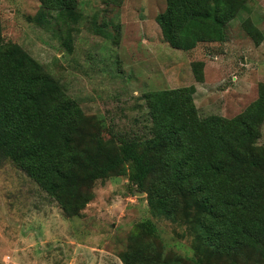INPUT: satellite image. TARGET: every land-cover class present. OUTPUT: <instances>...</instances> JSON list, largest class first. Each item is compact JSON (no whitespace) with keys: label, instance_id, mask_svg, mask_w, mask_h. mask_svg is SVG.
I'll return each mask as SVG.
<instances>
[{"label":"trees","instance_id":"trees-1","mask_svg":"<svg viewBox=\"0 0 264 264\" xmlns=\"http://www.w3.org/2000/svg\"><path fill=\"white\" fill-rule=\"evenodd\" d=\"M75 7V0H40L39 11L54 13V22L66 27L67 50L72 36L65 19L78 18ZM246 8L244 0H165L155 21L170 47L187 51L200 27L224 30ZM245 29L261 40L257 29ZM202 66L191 65L197 81ZM194 92L192 84L146 92L144 124L160 118V128L116 132L95 143L75 98L20 45L4 41L0 27V165L12 161L67 216L91 200L96 180L124 173L128 165L149 210L185 226L193 257L164 251L146 219L133 226L122 264H264V142L256 140L264 83L232 117L201 116Z\"/></svg>","mask_w":264,"mask_h":264},{"label":"rangeland","instance_id":"rangeland-1","mask_svg":"<svg viewBox=\"0 0 264 264\" xmlns=\"http://www.w3.org/2000/svg\"><path fill=\"white\" fill-rule=\"evenodd\" d=\"M222 1L229 5L232 0ZM118 2L75 0L78 18L65 19L72 36L67 50L62 45L66 27L54 22V13L39 11L40 0H0L3 40L20 45L75 98L93 142L116 132L158 130L160 118L144 124L148 91L192 84L201 116L232 117L257 97L264 83V0H244L247 8L224 30L200 27L195 47L187 51L162 39L155 17L165 0ZM245 24L260 32L259 42ZM195 61L203 63L202 81L191 71ZM256 126V140L263 143L264 120ZM128 175L125 165L124 173L96 180L91 200L77 215L67 216L12 161H4L0 264H122L120 254L133 226L146 219L164 251L193 257L185 226L155 216L146 193Z\"/></svg>","mask_w":264,"mask_h":264}]
</instances>
